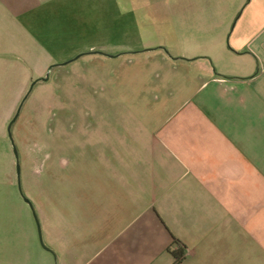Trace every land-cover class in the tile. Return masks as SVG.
<instances>
[{"label":"crops","instance_id":"1","mask_svg":"<svg viewBox=\"0 0 264 264\" xmlns=\"http://www.w3.org/2000/svg\"><path fill=\"white\" fill-rule=\"evenodd\" d=\"M160 1L0 0V191L16 180L7 126L31 83L46 97L27 135L46 145L43 111L70 112L74 86L73 124L58 157L40 144L36 177L55 194L56 264H172L173 239L179 264H264V0L201 1L218 12L188 15V58L168 50Z\"/></svg>","mask_w":264,"mask_h":264},{"label":"rangeland","instance_id":"2","mask_svg":"<svg viewBox=\"0 0 264 264\" xmlns=\"http://www.w3.org/2000/svg\"><path fill=\"white\" fill-rule=\"evenodd\" d=\"M201 1L203 0H193L194 4H188V0H161L159 3L160 5H156L157 9L154 7V11L159 12L162 16H166L169 20L161 17L159 19V28L164 24L168 29L169 24L171 23V35L176 41L171 38L170 45H167L168 50L173 49V53H175V50H180L181 52L179 55L183 58H188V15L209 11L218 12L217 6L211 5L208 7L207 5H202L200 3ZM99 2L97 3L98 5ZM91 8L92 11L96 9L95 5H91ZM90 13L93 15L97 14L88 10L85 12L84 9L79 8L77 16H79L80 19H83L86 14ZM189 23V32L200 33L201 36H205V39H210V37L207 36H211L210 34L215 33L217 29L211 30V27L207 26V23L211 25L212 22L189 21ZM233 24L234 22H232V26ZM213 37H215V41L223 40L224 44L227 45L228 35L223 37ZM74 40L76 45H80V47L89 45V38L87 40L86 38L77 36ZM209 55L215 57L216 53H210ZM129 59L133 63H136L135 56L129 57ZM123 60L127 61L125 59ZM127 66H129V64ZM82 71L86 70L82 69ZM47 80L41 84H48ZM41 84L37 86H40ZM73 88L74 86L71 84L65 85L66 96H64V98L66 107L69 108L68 111L70 112L65 111L63 114L61 112L58 113L55 107H52L54 109L50 108L43 111L50 118L47 123L50 126L49 128L54 129L50 132V134L53 135L48 138L49 142L47 145L42 144L37 138H34V140L30 139L27 135L30 130L35 129V127H38L40 124V107L41 104L44 103L41 99L46 96L39 92L35 87L29 92V95L27 91L17 108V110L20 109L19 114L10 128L9 134L11 136L12 149L16 151L15 162L19 166L20 174L19 178L16 174L14 185L10 187L2 186L0 191V264H56L55 194L50 191L44 198L40 196V186L36 177L42 173L41 171L43 167L41 157L43 150L41 149L40 144H42L44 147L43 149L48 153V158L58 157V150L56 148L57 143L62 140V135L67 136V133H63V128L67 129L73 124L71 116ZM44 93L45 95H54L56 89L53 86H48ZM18 133H20L21 136L26 135L22 146L21 143L19 144V142H16L15 137ZM28 151L33 153L34 161L32 160L30 162L29 157H26V167L24 165V154L26 155ZM45 157L46 156H44V158ZM47 160L48 159H46V161ZM29 165H32V173L31 170L27 171ZM40 165H42L40 173L36 174L34 169L40 167ZM24 198L30 201L32 204V210L23 202ZM38 207L41 209H38ZM51 226H53L54 231ZM40 240L42 245L47 247L51 253L43 250Z\"/></svg>","mask_w":264,"mask_h":264},{"label":"water","instance_id":"3","mask_svg":"<svg viewBox=\"0 0 264 264\" xmlns=\"http://www.w3.org/2000/svg\"><path fill=\"white\" fill-rule=\"evenodd\" d=\"M47 78H48V76L46 75L45 78H42V79H41V81H42V82H45V81L47 80ZM35 83H36V82H32V83H31V85H30V87H29V89H28V93L32 90V87L34 86ZM19 110H20V109H18V110L16 111L14 117L12 118V120L10 121V123L8 124V127H7V133H8L9 138H11V136H10V134H9V132H10V128H11L12 124L16 121V119H17V117H18V114H19ZM10 140H11V139H10ZM13 153H14V156H15V158H16V151H15L14 149H13ZM16 174H17V177L19 178L20 171H19V166H18L17 163H16ZM23 202H24L27 206H29V208L32 210V204L30 203L29 200H27L26 198H24V199H23ZM39 239H40V237H39ZM40 243H41V240H40ZM41 246H42L43 250H45V251L51 253V251H50L47 247L43 246L42 243H41Z\"/></svg>","mask_w":264,"mask_h":264},{"label":"trees","instance_id":"4","mask_svg":"<svg viewBox=\"0 0 264 264\" xmlns=\"http://www.w3.org/2000/svg\"><path fill=\"white\" fill-rule=\"evenodd\" d=\"M173 244L177 246V248L175 250H172L170 252L172 258H173V263L172 264H179L180 262H182V260L184 259V246L182 244H180L179 241L173 239Z\"/></svg>","mask_w":264,"mask_h":264},{"label":"built area","instance_id":"5","mask_svg":"<svg viewBox=\"0 0 264 264\" xmlns=\"http://www.w3.org/2000/svg\"><path fill=\"white\" fill-rule=\"evenodd\" d=\"M41 165H40V167H37L36 169H34V172L36 173V174H39L40 173V169H41Z\"/></svg>","mask_w":264,"mask_h":264}]
</instances>
